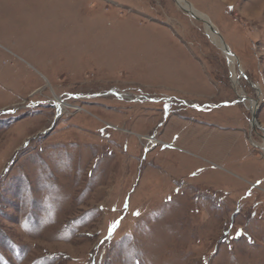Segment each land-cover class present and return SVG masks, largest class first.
<instances>
[{"label":"rangeland","instance_id":"rangeland-1","mask_svg":"<svg viewBox=\"0 0 264 264\" xmlns=\"http://www.w3.org/2000/svg\"><path fill=\"white\" fill-rule=\"evenodd\" d=\"M0 264H264V0H0Z\"/></svg>","mask_w":264,"mask_h":264},{"label":"bare ground","instance_id":"bare-ground-1","mask_svg":"<svg viewBox=\"0 0 264 264\" xmlns=\"http://www.w3.org/2000/svg\"><path fill=\"white\" fill-rule=\"evenodd\" d=\"M186 6V9L193 15V16H195V17H200V18H202V19H204V15H202V14H200V13H198L197 11H195L193 8H190V7H188L187 5H185ZM206 21V20H205ZM206 27H207V32H208V34L210 35V37H211V39L215 42V43H217L219 46H220V48H222V49H224L225 47H224V44L222 43V41H220V39L218 38V36L214 33V28L212 27V25L208 22V21H206ZM213 28V29H212ZM225 50V49H224ZM226 52V54L228 55V56H231V54H228V52L227 51H225ZM64 104H63V102L62 101H58L57 102V107H58V111H59V113H61L62 112V110H63V108H64V106H63ZM256 107V104H254L253 105V108H255ZM253 124H255V121H253ZM151 140V139H150ZM152 141V140H151Z\"/></svg>","mask_w":264,"mask_h":264},{"label":"water","instance_id":"water-1","mask_svg":"<svg viewBox=\"0 0 264 264\" xmlns=\"http://www.w3.org/2000/svg\"><path fill=\"white\" fill-rule=\"evenodd\" d=\"M213 29V28H212ZM214 30V33L218 36V38L220 39V41H222V43H224V49H222L224 52L225 51H227L228 52V54H231V56H233V54L231 53V51H230V49L228 48V46L226 45V43L224 42V40H223V38L219 35V33L218 32H216L215 31V29H213ZM226 53V52H225ZM254 121V120H253Z\"/></svg>","mask_w":264,"mask_h":264},{"label":"flooded vegetation","instance_id":"flooded-vegetation-1","mask_svg":"<svg viewBox=\"0 0 264 264\" xmlns=\"http://www.w3.org/2000/svg\"><path fill=\"white\" fill-rule=\"evenodd\" d=\"M56 113L58 114V111Z\"/></svg>","mask_w":264,"mask_h":264},{"label":"snow or ice","instance_id":"snow-or-ice-1","mask_svg":"<svg viewBox=\"0 0 264 264\" xmlns=\"http://www.w3.org/2000/svg\"><path fill=\"white\" fill-rule=\"evenodd\" d=\"M137 215H139V213H137Z\"/></svg>","mask_w":264,"mask_h":264}]
</instances>
